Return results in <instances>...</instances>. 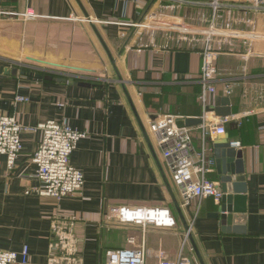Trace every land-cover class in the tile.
I'll return each instance as SVG.
<instances>
[{
    "label": "crops",
    "instance_id": "obj_1",
    "mask_svg": "<svg viewBox=\"0 0 264 264\" xmlns=\"http://www.w3.org/2000/svg\"><path fill=\"white\" fill-rule=\"evenodd\" d=\"M165 3L0 0V10L6 13L0 15V67L7 69L0 74V112L29 128L58 121L86 134L70 158L84 184L78 194L59 202L36 193L31 157L40 141L38 132L22 135L23 150L12 170L0 156V250L20 252L26 246L28 264H104L107 250L131 248L127 240L134 238L136 245L145 244V264H158L159 254L168 261L175 259L195 206L188 215L181 213L182 220L177 212L179 192L148 126L161 115L200 119L205 114L208 121L218 117L205 112L198 101L200 51L177 47L162 33L127 26ZM198 11L209 18L210 8L199 6L183 5L173 15L188 19ZM251 18L264 30L263 16ZM235 48L251 50L255 56L246 61L236 52L218 57L217 93L209 96L208 104L214 108L216 98L226 97L224 86L231 85L226 97L231 121L225 134L208 137L207 143L236 142L242 147L234 149L243 153L246 217L243 233L235 231L242 227L238 224L226 232L212 217L216 202L212 198L201 202L192 239L203 264H264V109L233 119L249 109L243 92L264 85V42H239ZM31 72L52 80L30 78ZM17 96L27 101L17 103ZM198 144L194 139L193 145ZM208 179L217 183L215 165ZM127 206L173 207L176 227L142 231L127 224H106L111 208ZM192 257L199 264L196 254Z\"/></svg>",
    "mask_w": 264,
    "mask_h": 264
},
{
    "label": "built area",
    "instance_id": "obj_2",
    "mask_svg": "<svg viewBox=\"0 0 264 264\" xmlns=\"http://www.w3.org/2000/svg\"><path fill=\"white\" fill-rule=\"evenodd\" d=\"M155 1L166 3L158 6L160 10L147 12L140 22L127 24V26L151 33H162L167 38L174 39L177 47L185 46L188 49L200 51L201 66L198 82L201 85V93L198 101L205 109L209 107V96L217 93L218 57L236 52L241 60L246 61L254 57V53L251 50H247L246 53L239 52L235 44L264 42V30H259L258 24L251 18V14H260L264 17V0H210L208 3L190 0ZM183 5L208 7L210 16L207 18L202 11H198L188 19L173 15ZM5 14L0 10V15ZM236 14H240V17ZM12 15L19 16V14ZM25 15L33 14L25 12ZM82 20L91 24H105L94 19L82 18ZM118 25L125 26L120 23ZM235 25L238 26L237 29L234 28ZM243 25L248 26V29L240 28ZM231 89L229 84L224 86L226 97L231 95ZM243 98L249 109L241 116H234L233 119L236 121H239L241 117L255 114L258 109H264V85L257 90L244 91ZM26 101V98L20 96L15 98L17 103ZM177 119L172 115L157 116L149 123L148 133L163 149L165 166L179 192L180 213L188 215L193 205L195 209L175 259L168 261L159 254L158 264H196L193 258L188 257L186 250L192 257L193 250L188 246L189 236H193V224L198 208L204 199L212 198L218 201L220 198L217 183L208 179L209 174L214 172L215 156L213 147L207 143V138L225 134V126L231 121L228 117L208 121L204 114L200 118L201 123L196 127H178ZM29 131L40 134L37 150L31 157V162L36 167L34 175V180L37 182L36 193L40 197L51 198L58 202L78 194L84 184V178L81 172L71 165L70 158L79 141L85 138L86 134L73 130L66 122L58 121H46L37 124L35 128H29L21 124L16 117L0 112V156L5 158L7 170L15 167L23 150L21 137ZM194 139L198 140V147L193 145ZM231 146L242 149L236 142L231 143ZM174 212L173 207L167 206L113 207L105 221L106 224L111 221L136 226L142 231L148 228L173 230L176 227ZM125 213L127 216L124 215ZM127 244L131 248L107 250L104 264H145L144 242L136 245L134 238H129ZM28 260L26 246L20 252L0 250V264H28Z\"/></svg>",
    "mask_w": 264,
    "mask_h": 264
},
{
    "label": "water",
    "instance_id": "obj_3",
    "mask_svg": "<svg viewBox=\"0 0 264 264\" xmlns=\"http://www.w3.org/2000/svg\"><path fill=\"white\" fill-rule=\"evenodd\" d=\"M12 55V54H9ZM49 67L59 68L62 66L42 63ZM64 69H71L73 71H78L74 68L63 67ZM18 68H13L11 74L15 75ZM4 71L6 73L7 69L0 67V74ZM23 75L26 73L21 71ZM28 76L34 77L38 80L46 79L52 80L50 76L42 77L39 73H27ZM80 85H87L81 83ZM205 112H214L218 118H225L231 116L230 100L226 97H218L215 100V107L205 108ZM201 123L199 118H178V127H194ZM145 137H147L146 132H144ZM214 156H215V169L217 174V191L220 194V198L216 202V212L212 214V217L219 220L223 231L229 232L231 224L241 225V228L235 229L240 233H243V224L245 222L246 215V200H247V190L244 177V167H243V153L241 151H236L231 144H221L216 143L213 146ZM177 206V204H176ZM177 212L180 214L182 220L183 217L178 209ZM185 223V222H184ZM185 228L187 225L185 224ZM189 244L196 254L199 264H203L202 259L194 245L192 236H189Z\"/></svg>",
    "mask_w": 264,
    "mask_h": 264
},
{
    "label": "rangeland",
    "instance_id": "obj_4",
    "mask_svg": "<svg viewBox=\"0 0 264 264\" xmlns=\"http://www.w3.org/2000/svg\"><path fill=\"white\" fill-rule=\"evenodd\" d=\"M189 246V245H188ZM190 247V246H189ZM186 254L188 255V257L190 256V258L192 259L193 257H191L190 254H188L187 250H186ZM193 262H195L194 258H193Z\"/></svg>",
    "mask_w": 264,
    "mask_h": 264
},
{
    "label": "trees",
    "instance_id": "obj_5",
    "mask_svg": "<svg viewBox=\"0 0 264 264\" xmlns=\"http://www.w3.org/2000/svg\"><path fill=\"white\" fill-rule=\"evenodd\" d=\"M31 78V77H30Z\"/></svg>",
    "mask_w": 264,
    "mask_h": 264
}]
</instances>
